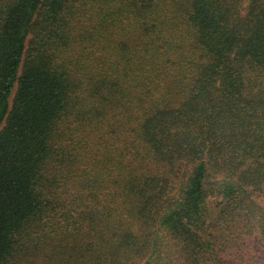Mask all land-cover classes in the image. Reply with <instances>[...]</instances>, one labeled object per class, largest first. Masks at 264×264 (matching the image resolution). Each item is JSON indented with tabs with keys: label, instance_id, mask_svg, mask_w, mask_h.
Returning <instances> with one entry per match:
<instances>
[{
	"label": "trees",
	"instance_id": "trees-1",
	"mask_svg": "<svg viewBox=\"0 0 264 264\" xmlns=\"http://www.w3.org/2000/svg\"><path fill=\"white\" fill-rule=\"evenodd\" d=\"M0 264H264V0H0Z\"/></svg>",
	"mask_w": 264,
	"mask_h": 264
}]
</instances>
